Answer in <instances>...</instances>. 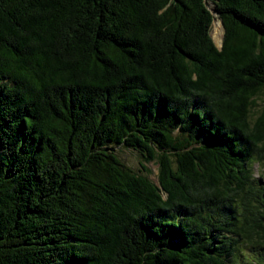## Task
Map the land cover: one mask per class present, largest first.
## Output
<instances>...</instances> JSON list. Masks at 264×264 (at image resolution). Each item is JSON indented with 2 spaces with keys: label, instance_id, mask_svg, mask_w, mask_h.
<instances>
[{
  "label": "trees",
  "instance_id": "trees-1",
  "mask_svg": "<svg viewBox=\"0 0 264 264\" xmlns=\"http://www.w3.org/2000/svg\"><path fill=\"white\" fill-rule=\"evenodd\" d=\"M263 171L264 0H0V264H264Z\"/></svg>",
  "mask_w": 264,
  "mask_h": 264
},
{
  "label": "rangeland",
  "instance_id": "rangeland-1",
  "mask_svg": "<svg viewBox=\"0 0 264 264\" xmlns=\"http://www.w3.org/2000/svg\"><path fill=\"white\" fill-rule=\"evenodd\" d=\"M218 20V18H215L212 21L211 28H210V34L211 37L213 38L214 43L218 46L217 43V37L219 34L220 26L215 24V21ZM221 24V21H220ZM222 27V25H221ZM222 36H223V29H222ZM222 39V37H221ZM221 42V40H220ZM220 44V43H219ZM258 106H256L254 109L258 110L260 107L261 101H258ZM115 152L118 155V157L130 168H132L134 171L138 173L145 174L146 172L143 171L141 166H145L149 171L148 173V178L154 182H157V173H158V164L156 162H147L144 163L143 159L141 156L134 150L126 148L122 145L116 146L115 147ZM264 172V171H263ZM257 173L261 174V169L258 168V165H254V175L257 176ZM264 175V174H263Z\"/></svg>",
  "mask_w": 264,
  "mask_h": 264
},
{
  "label": "bare ground",
  "instance_id": "bare-ground-1",
  "mask_svg": "<svg viewBox=\"0 0 264 264\" xmlns=\"http://www.w3.org/2000/svg\"><path fill=\"white\" fill-rule=\"evenodd\" d=\"M215 24L220 26L219 34H218V37H217V43L219 45L221 37H222V27H221L220 21H218V20L215 21Z\"/></svg>",
  "mask_w": 264,
  "mask_h": 264
},
{
  "label": "water",
  "instance_id": "water-1",
  "mask_svg": "<svg viewBox=\"0 0 264 264\" xmlns=\"http://www.w3.org/2000/svg\"><path fill=\"white\" fill-rule=\"evenodd\" d=\"M221 25H222V23H221ZM222 29H223V26H222ZM221 40H222V39H221ZM220 45H221V42H220V44H219L218 46H217V45H216V46H217V47H220Z\"/></svg>",
  "mask_w": 264,
  "mask_h": 264
}]
</instances>
